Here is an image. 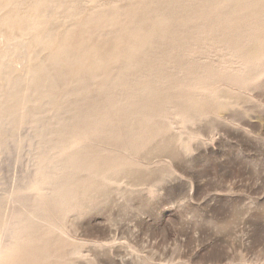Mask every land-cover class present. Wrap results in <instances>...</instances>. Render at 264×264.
Masks as SVG:
<instances>
[{"label":"rangeland","instance_id":"374dc122","mask_svg":"<svg viewBox=\"0 0 264 264\" xmlns=\"http://www.w3.org/2000/svg\"><path fill=\"white\" fill-rule=\"evenodd\" d=\"M2 97L51 100L0 140L12 210L44 118L72 160L19 264H264V0H0Z\"/></svg>","mask_w":264,"mask_h":264},{"label":"bare ground","instance_id":"6f19581e","mask_svg":"<svg viewBox=\"0 0 264 264\" xmlns=\"http://www.w3.org/2000/svg\"><path fill=\"white\" fill-rule=\"evenodd\" d=\"M119 53V52H118ZM118 53L114 52L112 61L117 62L120 60ZM39 75L36 73V78ZM36 93L39 91V87L45 83H40L38 79H35ZM121 79L109 76L100 85L99 88L108 90L116 85L121 84ZM124 85V83L122 84ZM140 86L137 84L131 90L135 91ZM141 90V88H140ZM47 95V94H46ZM33 98H28L27 101H23L20 98L17 99L16 105L9 102L8 98H0V140L12 136L15 126L20 123L32 122L34 119L41 118V115L46 116V113L39 114L38 108L42 111H47V104L51 101L46 100L40 106V103L36 104L35 108H31ZM7 105L10 110H5L4 105ZM69 101H61L57 106L59 110L69 111ZM40 121V120H39ZM29 126V124H27ZM63 124H54L44 118L40 121L37 131L31 130L28 134L31 137L44 136V142L41 143V153L38 156L39 163L36 165V169L29 175L27 183V192L25 196L31 201L29 204L20 205V210L17 211L15 207L12 210L13 203L16 198L22 201L23 194L20 193H1L0 194V227L4 228L9 235H6L0 240V264H19L21 253L23 252L22 236L26 233L27 228L24 223L25 216H30L38 208L48 207L49 203L60 202L65 196L66 183L61 182L60 173L68 169L72 164L71 159L62 160L54 153L55 143L58 141L59 135L63 134ZM61 141L59 140V143ZM53 187V191H45L47 186ZM74 187V186H73ZM70 190V189H69ZM68 191V189H67ZM21 264V263H20Z\"/></svg>","mask_w":264,"mask_h":264}]
</instances>
